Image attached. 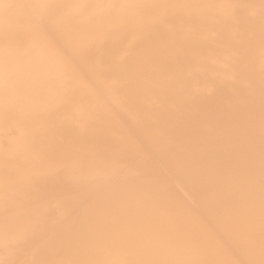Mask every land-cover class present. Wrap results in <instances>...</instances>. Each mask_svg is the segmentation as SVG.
Segmentation results:
<instances>
[{"label":"bare ground","instance_id":"obj_1","mask_svg":"<svg viewBox=\"0 0 264 264\" xmlns=\"http://www.w3.org/2000/svg\"><path fill=\"white\" fill-rule=\"evenodd\" d=\"M0 264H264V0H0Z\"/></svg>","mask_w":264,"mask_h":264}]
</instances>
